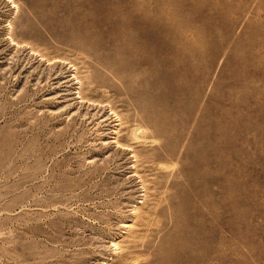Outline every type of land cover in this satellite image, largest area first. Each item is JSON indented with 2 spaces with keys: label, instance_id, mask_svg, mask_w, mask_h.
<instances>
[{
  "label": "rangeland",
  "instance_id": "obj_1",
  "mask_svg": "<svg viewBox=\"0 0 264 264\" xmlns=\"http://www.w3.org/2000/svg\"><path fill=\"white\" fill-rule=\"evenodd\" d=\"M0 264H264V0H0Z\"/></svg>",
  "mask_w": 264,
  "mask_h": 264
},
{
  "label": "bare ground",
  "instance_id": "obj_2",
  "mask_svg": "<svg viewBox=\"0 0 264 264\" xmlns=\"http://www.w3.org/2000/svg\"><path fill=\"white\" fill-rule=\"evenodd\" d=\"M77 73V72H76ZM77 77V76H76ZM80 81V80H79ZM78 81V82H79ZM80 83H82V82H80ZM79 98V97H78ZM81 100H82V98H81ZM86 100V99H85ZM87 102V101H86ZM121 117V116H120ZM122 120L120 119V122H121ZM116 125V124H115ZM121 125V124H120ZM120 127V126H119ZM116 130V129H115ZM118 130V129H117ZM117 132V131H116ZM117 143V142H116Z\"/></svg>",
  "mask_w": 264,
  "mask_h": 264
}]
</instances>
